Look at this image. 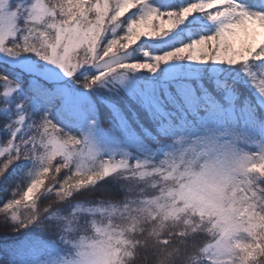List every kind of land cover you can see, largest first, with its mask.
Instances as JSON below:
<instances>
[{
    "label": "snow or ice",
    "instance_id": "1",
    "mask_svg": "<svg viewBox=\"0 0 264 264\" xmlns=\"http://www.w3.org/2000/svg\"><path fill=\"white\" fill-rule=\"evenodd\" d=\"M0 89V264H264V0H0Z\"/></svg>",
    "mask_w": 264,
    "mask_h": 264
},
{
    "label": "trees",
    "instance_id": "2",
    "mask_svg": "<svg viewBox=\"0 0 264 264\" xmlns=\"http://www.w3.org/2000/svg\"><path fill=\"white\" fill-rule=\"evenodd\" d=\"M163 3H164V0H161ZM0 91H2V89H0ZM3 108V105H0V109ZM4 119V117L2 115H0V121H2ZM0 135H1V141H2V137H3V133L0 132ZM100 192L99 191H96V192H93V193H84L83 195L80 194V193H77L76 196H77V200L78 201H83L85 199H89V198H95V199H98L100 197ZM46 203V201H45ZM21 211H26L24 209H21ZM0 220H2V217H0ZM38 234V233H36ZM4 247V243H3V237L0 236V250H2V248Z\"/></svg>",
    "mask_w": 264,
    "mask_h": 264
},
{
    "label": "rangeland",
    "instance_id": "3",
    "mask_svg": "<svg viewBox=\"0 0 264 264\" xmlns=\"http://www.w3.org/2000/svg\"><path fill=\"white\" fill-rule=\"evenodd\" d=\"M245 2H247V0H245ZM152 3L155 6H162L164 4L161 0H152ZM138 43H142V41L141 42H138ZM0 143H2V141H1V135H0ZM132 163H134V161H132ZM36 235L39 238H41V239H48L49 238V234L48 233H39L38 232V234H36Z\"/></svg>",
    "mask_w": 264,
    "mask_h": 264
},
{
    "label": "clouds",
    "instance_id": "4",
    "mask_svg": "<svg viewBox=\"0 0 264 264\" xmlns=\"http://www.w3.org/2000/svg\"><path fill=\"white\" fill-rule=\"evenodd\" d=\"M82 234H84V233H82ZM86 235L91 237V236H93V233L92 232H87Z\"/></svg>",
    "mask_w": 264,
    "mask_h": 264
}]
</instances>
